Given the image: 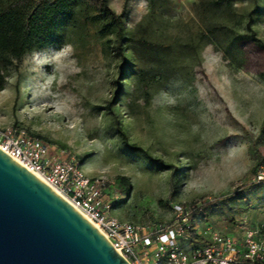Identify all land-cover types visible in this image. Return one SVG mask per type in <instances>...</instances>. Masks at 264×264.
<instances>
[{
	"label": "rangeland",
	"instance_id": "rangeland-1",
	"mask_svg": "<svg viewBox=\"0 0 264 264\" xmlns=\"http://www.w3.org/2000/svg\"><path fill=\"white\" fill-rule=\"evenodd\" d=\"M108 6L121 29L81 0L20 62L0 59V128L114 185L121 222L169 226L175 207L205 202L201 229L262 227L264 0Z\"/></svg>",
	"mask_w": 264,
	"mask_h": 264
},
{
	"label": "built area",
	"instance_id": "built-area-1",
	"mask_svg": "<svg viewBox=\"0 0 264 264\" xmlns=\"http://www.w3.org/2000/svg\"><path fill=\"white\" fill-rule=\"evenodd\" d=\"M0 151L37 174L76 211L83 213L127 264H264V225L241 223L239 236L201 229L209 203L175 207L172 225L157 227L121 222L112 216L122 199L103 178H90L76 159L61 153L20 127L0 128ZM264 185V162L256 171Z\"/></svg>",
	"mask_w": 264,
	"mask_h": 264
},
{
	"label": "water",
	"instance_id": "water-1",
	"mask_svg": "<svg viewBox=\"0 0 264 264\" xmlns=\"http://www.w3.org/2000/svg\"><path fill=\"white\" fill-rule=\"evenodd\" d=\"M0 264H127L71 205L0 151Z\"/></svg>",
	"mask_w": 264,
	"mask_h": 264
},
{
	"label": "trees",
	"instance_id": "trees-1",
	"mask_svg": "<svg viewBox=\"0 0 264 264\" xmlns=\"http://www.w3.org/2000/svg\"><path fill=\"white\" fill-rule=\"evenodd\" d=\"M80 1L0 0V59L7 66L20 62L35 44L49 36L57 19L70 15L73 6ZM98 2L103 12L121 29V19L109 9L108 0ZM252 22L250 19L248 23L250 31ZM5 86V78L0 74V93ZM122 182L125 183V180Z\"/></svg>",
	"mask_w": 264,
	"mask_h": 264
},
{
	"label": "bare ground",
	"instance_id": "bare-ground-1",
	"mask_svg": "<svg viewBox=\"0 0 264 264\" xmlns=\"http://www.w3.org/2000/svg\"><path fill=\"white\" fill-rule=\"evenodd\" d=\"M28 172H30L32 175H34L37 179H39L40 181H42L45 185H47L42 178H40L37 174L33 173L32 171L27 170ZM48 186V185H47ZM49 188H51L50 186H48ZM52 189V188H51ZM53 190V189H52ZM54 191V190H53ZM55 193H57L56 191H54ZM58 194V193H57ZM59 195V194H58ZM60 196V195H59ZM62 198V196H60ZM64 199V198H62ZM65 200V199H64ZM66 201V200H65ZM67 202V201H66ZM68 203V202H67ZM78 212V211H77ZM88 223H90L100 234L101 231L99 230V227L96 226L88 217H86L83 213L78 212Z\"/></svg>",
	"mask_w": 264,
	"mask_h": 264
}]
</instances>
